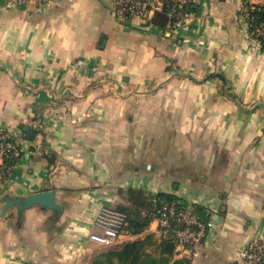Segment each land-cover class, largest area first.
<instances>
[{
    "label": "crops",
    "instance_id": "1",
    "mask_svg": "<svg viewBox=\"0 0 264 264\" xmlns=\"http://www.w3.org/2000/svg\"><path fill=\"white\" fill-rule=\"evenodd\" d=\"M244 3L264 0H199L167 22L122 19L113 0H0V126L35 133L0 178V213L45 189L64 206L0 214V264H90L100 210L144 223L157 195L209 221L205 248L147 219L105 250L172 243L171 262L236 264L264 237V34Z\"/></svg>",
    "mask_w": 264,
    "mask_h": 264
},
{
    "label": "built area",
    "instance_id": "2",
    "mask_svg": "<svg viewBox=\"0 0 264 264\" xmlns=\"http://www.w3.org/2000/svg\"><path fill=\"white\" fill-rule=\"evenodd\" d=\"M13 3H46L50 0H9ZM170 6L171 14L185 6L196 8L199 0H113L117 14L126 20L145 18L151 13L163 11ZM255 7L244 3L243 10L250 19L252 33L264 34V29L253 24L250 14ZM26 138L19 130L6 125L0 126V178L11 173L10 159L18 158L26 145ZM145 217L157 224L161 237L169 239L179 250L188 252L204 249L209 229V221L201 218L192 208H184L179 201L167 195L152 198L145 209ZM101 232H91L89 239L100 246L115 247L135 235V228L126 212L104 206L95 218ZM236 264H264V237L254 236L243 247Z\"/></svg>",
    "mask_w": 264,
    "mask_h": 264
},
{
    "label": "trees",
    "instance_id": "3",
    "mask_svg": "<svg viewBox=\"0 0 264 264\" xmlns=\"http://www.w3.org/2000/svg\"><path fill=\"white\" fill-rule=\"evenodd\" d=\"M170 10L168 4L165 5L163 11H157L156 14L161 16L163 22H167L171 17L167 13ZM250 14L253 16V24L264 28V4H258ZM17 158L10 159V164H13ZM56 217V221L59 220ZM148 220L146 219L144 223L134 224L136 227L139 225H146ZM174 246L172 243H167L164 250L168 252V255L161 254L159 256L153 255L152 253H147L138 241L127 242L123 244L120 248H113L104 250L98 253L90 264H190L187 259H179L171 262L170 254L172 253Z\"/></svg>",
    "mask_w": 264,
    "mask_h": 264
},
{
    "label": "water",
    "instance_id": "4",
    "mask_svg": "<svg viewBox=\"0 0 264 264\" xmlns=\"http://www.w3.org/2000/svg\"><path fill=\"white\" fill-rule=\"evenodd\" d=\"M24 130L26 131L25 137L28 140H33V138L35 137V133L30 130V127L25 126ZM35 205H39L49 210H52L59 215H61L64 211V206L57 201L56 190L45 189L26 196L7 198L3 211L0 214H5L7 212V209H9L11 206H15L19 210L24 211Z\"/></svg>",
    "mask_w": 264,
    "mask_h": 264
},
{
    "label": "rangeland",
    "instance_id": "5",
    "mask_svg": "<svg viewBox=\"0 0 264 264\" xmlns=\"http://www.w3.org/2000/svg\"><path fill=\"white\" fill-rule=\"evenodd\" d=\"M15 129V128H14ZM16 130V129H15ZM16 131H18V130H16ZM101 249H103V250H105V248H103V246L102 247H98V249L95 251V252H99V253H101L102 252V250Z\"/></svg>",
    "mask_w": 264,
    "mask_h": 264
}]
</instances>
